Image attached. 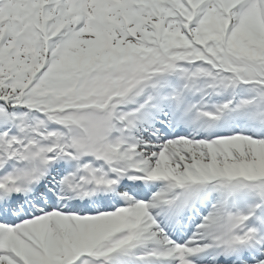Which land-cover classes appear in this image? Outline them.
<instances>
[{
  "label": "snow or ice",
  "instance_id": "snow-or-ice-1",
  "mask_svg": "<svg viewBox=\"0 0 264 264\" xmlns=\"http://www.w3.org/2000/svg\"><path fill=\"white\" fill-rule=\"evenodd\" d=\"M0 264H264V0H0Z\"/></svg>",
  "mask_w": 264,
  "mask_h": 264
}]
</instances>
